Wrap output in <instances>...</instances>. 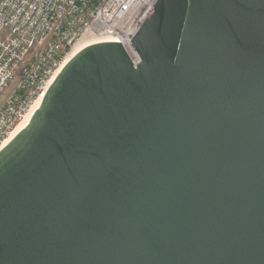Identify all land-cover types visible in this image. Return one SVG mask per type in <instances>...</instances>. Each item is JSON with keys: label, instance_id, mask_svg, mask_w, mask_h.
<instances>
[{"label": "water", "instance_id": "obj_1", "mask_svg": "<svg viewBox=\"0 0 264 264\" xmlns=\"http://www.w3.org/2000/svg\"><path fill=\"white\" fill-rule=\"evenodd\" d=\"M130 42L0 150V264H264V0H157Z\"/></svg>", "mask_w": 264, "mask_h": 264}, {"label": "built area", "instance_id": "obj_2", "mask_svg": "<svg viewBox=\"0 0 264 264\" xmlns=\"http://www.w3.org/2000/svg\"><path fill=\"white\" fill-rule=\"evenodd\" d=\"M157 0H0V145L21 123L71 48L84 37L131 40Z\"/></svg>", "mask_w": 264, "mask_h": 264}, {"label": "bare ground", "instance_id": "obj_3", "mask_svg": "<svg viewBox=\"0 0 264 264\" xmlns=\"http://www.w3.org/2000/svg\"><path fill=\"white\" fill-rule=\"evenodd\" d=\"M95 43V42H83L80 44H75L72 48L71 51L62 59V61L60 62V64L57 66L53 76L50 78L49 82H48V87L50 86V84L53 82V80L55 79V77L58 75V73L61 71V69L66 65V63L77 53L79 52L81 49H83L84 47ZM77 45V46H76ZM47 87V89H48ZM43 97V96H42ZM42 97L38 98L35 103L33 104V106L31 107V109L29 110V113L26 115L25 119L19 123L15 129L10 132V134L4 139V141L2 142V144L0 145V150L5 147L7 145V143L19 132L21 131L24 127H26V125L28 124L32 114L38 109L40 103H41V99Z\"/></svg>", "mask_w": 264, "mask_h": 264}, {"label": "rangeland", "instance_id": "obj_4", "mask_svg": "<svg viewBox=\"0 0 264 264\" xmlns=\"http://www.w3.org/2000/svg\"><path fill=\"white\" fill-rule=\"evenodd\" d=\"M94 40H95V39H92V38H90V37H84L82 40H80V41L77 43V45L80 44V43H83V42H93ZM77 45H76V46H77ZM70 51H71V50H70ZM70 51H69V52H70ZM69 52H68V53H69Z\"/></svg>", "mask_w": 264, "mask_h": 264}]
</instances>
